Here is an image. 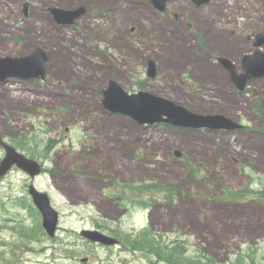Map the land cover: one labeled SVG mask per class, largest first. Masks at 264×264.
Here are the masks:
<instances>
[{
	"label": "rangeland",
	"instance_id": "1",
	"mask_svg": "<svg viewBox=\"0 0 264 264\" xmlns=\"http://www.w3.org/2000/svg\"><path fill=\"white\" fill-rule=\"evenodd\" d=\"M81 5L88 12L73 26L49 12ZM169 8L180 20L155 28L149 0H0V56L41 47L50 58L45 80L0 83V136L44 166L35 178L14 167L0 181V264H172L141 243L154 234L158 245L204 264H264V78L239 91L195 55L204 35L238 60L251 49L248 31L264 28L263 0H212L200 10L174 0ZM147 59L158 64L156 79ZM110 79L246 130L110 115L102 104ZM31 183L60 213L55 238L38 229ZM89 228L121 243H91L80 235Z\"/></svg>",
	"mask_w": 264,
	"mask_h": 264
},
{
	"label": "water",
	"instance_id": "2",
	"mask_svg": "<svg viewBox=\"0 0 264 264\" xmlns=\"http://www.w3.org/2000/svg\"><path fill=\"white\" fill-rule=\"evenodd\" d=\"M168 0H152L157 7L164 10ZM198 6L208 3L209 0H193ZM87 10L83 5L76 9L60 7L50 8L58 23L73 24ZM27 13V4H25ZM224 66L230 71L234 83L240 90H244L249 79L264 77V53H255L245 56L244 63L246 73L239 74L236 65L227 57H220ZM47 53L40 47L29 55L21 57L0 56V80L7 78H45ZM154 62L150 61L149 74L154 75ZM104 106L113 113H121L135 119L140 124L165 123L186 128H210V129H238L243 126L224 114H199L174 101L158 96L148 91L129 93L116 80H111L104 90ZM0 144L5 148L6 154L0 163V177L5 176L14 165L29 173L32 177L42 172L41 163L20 153L0 136ZM175 154L180 157L179 150ZM35 204L43 216V226L51 237H55L60 220L59 212L53 207L51 198L47 192L40 191L32 184L29 187ZM82 235L103 244L113 245L119 241L99 230H83ZM83 262L87 258L82 259Z\"/></svg>",
	"mask_w": 264,
	"mask_h": 264
},
{
	"label": "flooded vegetation",
	"instance_id": "3",
	"mask_svg": "<svg viewBox=\"0 0 264 264\" xmlns=\"http://www.w3.org/2000/svg\"><path fill=\"white\" fill-rule=\"evenodd\" d=\"M149 1H150V5L152 7V11H153V17H154L153 24L156 21L155 22V28H160L167 21V18L170 17V16H173L176 21H179L180 18L182 17L180 14H178L175 11H172L169 8L170 3L173 2L174 0L167 1L166 5H165V8H163L164 10L159 9L157 7V5L155 4V2H152V0H149ZM211 1L212 0H210L209 3L202 4L200 6H197L195 4L196 10H200V9H202V8L210 5ZM191 2L194 4V2L192 0H191ZM263 3H264V0H263ZM245 7H244V9H245ZM88 9H89V6H87V11H88ZM75 24H76V22L73 23V24H71L70 26H73ZM58 25H60V24H58ZM187 25H188V28L190 30H192L193 27H194V25L192 23H189V22L187 23ZM132 30L134 31L135 28H133ZM230 35L231 36H235L236 35V30L235 29H232L230 31ZM200 37H201V39H200V41L197 44L198 49L195 51V55L197 54V56H199V60L203 62L205 68H208L209 69V72L213 71L214 70L213 69L214 67L216 69L217 68L218 69H221L225 74H227L229 76V79H230V81L232 83L233 88H236L238 90H239V88L234 83L230 71L224 66L223 61H221L220 57L225 56V57L231 59L235 63V65H236V71L239 74H243V73H246L247 72V70L245 69V63H244L245 56H247V55L250 56V55H253V54L257 53V52L258 53H260V52L264 53V28H255L251 32L248 31V33L246 34V37L245 38H246V42H248L249 44H252L251 45V49L249 51H247V52H244L238 60H235L228 53H222L221 54L218 50H216V47L215 46L211 45L209 43V41L206 38H204V35H201ZM207 47H209V48L207 49ZM150 61H153L154 62V68H155L154 75L149 74ZM192 64H194V60L186 63L187 66L188 65H192ZM147 67H148V69H147V76L149 78H151V79H156L157 76H158V73H159L157 62L154 59H147ZM263 78L264 77L249 79L248 82H247V85H246V87L244 89V91L249 87L250 84H252V82H254L256 80H259V79H263ZM111 80H113V79H110L109 81H111ZM105 112H107L110 115L111 114L112 115H117L115 113L109 112L107 109H106ZM222 130L229 131V130H225V129H222ZM244 130H246V125H244V127L240 128V129H237V130H231V132H238V131H244ZM258 133L264 134V130H262V131H260ZM95 229H99L100 231H102L100 228H95ZM39 230L42 231L40 228H39ZM107 234H109V233H107ZM120 243H121V240H120Z\"/></svg>",
	"mask_w": 264,
	"mask_h": 264
},
{
	"label": "trees",
	"instance_id": "4",
	"mask_svg": "<svg viewBox=\"0 0 264 264\" xmlns=\"http://www.w3.org/2000/svg\"><path fill=\"white\" fill-rule=\"evenodd\" d=\"M44 231V230H43ZM45 232V231H44ZM155 234L153 235V237ZM152 236L146 237L145 242H141L143 245H147L148 248H154L153 252L156 251L157 255H163L165 257V260L172 263V264H204L201 259L196 260L191 257H189L186 253L179 250L178 248L169 249L167 247H162L154 242V238ZM207 259V260H206ZM205 263L211 264L210 260L205 257Z\"/></svg>",
	"mask_w": 264,
	"mask_h": 264
}]
</instances>
